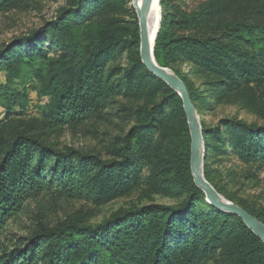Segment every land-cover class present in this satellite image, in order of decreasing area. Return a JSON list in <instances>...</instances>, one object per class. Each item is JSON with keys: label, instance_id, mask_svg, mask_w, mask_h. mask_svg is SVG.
Wrapping results in <instances>:
<instances>
[{"label": "trees", "instance_id": "obj_1", "mask_svg": "<svg viewBox=\"0 0 264 264\" xmlns=\"http://www.w3.org/2000/svg\"><path fill=\"white\" fill-rule=\"evenodd\" d=\"M158 1L166 11L154 59L184 83L195 107L208 109L212 95L216 103L239 89L264 105V21H258L264 0H233L245 8L240 19L215 22L210 34L205 26L213 27L211 18L223 20L230 5L186 14ZM130 2L67 0L54 20L0 48V233L28 203L40 207L46 198L103 206L146 188L182 200L175 207L119 210L95 226L79 218L38 223L18 247L0 254V264H264L263 242L239 217L208 204L194 185L182 100L143 66L138 26L120 17L134 20ZM22 7L28 0H0V16ZM29 89L41 99V119L15 126L28 115ZM104 111L130 124L112 143L109 161L61 152L34 133L78 125ZM201 127L204 178L218 193L211 158L231 155L264 166V124L202 121ZM198 202L207 209L195 210ZM235 205L264 225V209Z\"/></svg>", "mask_w": 264, "mask_h": 264}, {"label": "rangeland", "instance_id": "obj_2", "mask_svg": "<svg viewBox=\"0 0 264 264\" xmlns=\"http://www.w3.org/2000/svg\"><path fill=\"white\" fill-rule=\"evenodd\" d=\"M169 2L186 14H190L197 10L208 11L226 4L230 5V11L224 15L225 18L223 20H219V18L216 19L215 17L211 18L210 21H212L213 27L205 26L203 30L208 34L214 32L215 22L223 23L228 18L232 21V17L238 20L240 18L236 15L244 12L245 9L241 1L235 2L233 0H169ZM232 2H234V12H232ZM66 3L67 0H28V7L15 9L0 16V48L11 40L25 36L41 27L44 23L54 20L58 10L64 7ZM128 6L135 15L134 20L130 15L129 17L125 15L120 17L122 19L135 21L138 26V19L133 9L132 2H130ZM161 9L162 19V15L166 10L163 8ZM258 21H264V18L260 17ZM229 23L232 25V22ZM1 80L2 76L0 74V81ZM199 81L200 80L194 78L190 79L192 85H198ZM257 93L260 94V91H257ZM213 96L214 95H212V99L207 107L208 109H204L203 104H198L197 107L192 104L200 126L201 122L204 121L206 125L217 127L221 125L224 120H232L233 122H240L259 128L264 124V105L257 100L252 103L249 96L253 100L254 97L244 89L231 92L216 103H214L215 99H213ZM28 98V115L16 121L14 123L15 126H19L21 121L22 124H27L31 123L33 120L40 121L41 119L38 110L41 99L30 89L28 90ZM121 104L129 107L133 103L123 101ZM109 113L110 111H104L96 119L78 125L56 128L50 131L38 128L34 133L41 135L42 141L49 147L61 152L73 150L81 154H88L109 161L111 160L109 151L112 143L116 138H122L130 127V124L124 119L115 118ZM3 116L4 111L0 107V120L3 119ZM209 139L211 140V138ZM202 145L204 148L202 155V173L204 176V164L206 163L205 157L207 151L203 135ZM209 163L212 165L210 170L212 172L213 181L219 190V193L216 190L215 192L222 200L233 205H235V203L245 204L254 211L264 209L263 165L258 162H238L233 159L231 155L215 156L211 158ZM181 200V198L173 195H151L146 188H141L137 191L129 192L103 206H94L84 200L50 202L47 198L41 202L40 207L33 203H28L25 210L15 219L10 220L6 228L0 233V254L5 250L18 247V244H20L19 239L29 238L30 232L34 230L35 225L38 223H48L51 225L57 220L63 221L66 219L74 220L75 218H79L95 226L102 223L119 210L131 211L144 205L175 207ZM205 207L206 204L204 202H198L195 204L194 208L198 211ZM199 221H201V219H199ZM26 243L27 242H24L23 245L25 246ZM23 245L21 246L23 247Z\"/></svg>", "mask_w": 264, "mask_h": 264}, {"label": "water", "instance_id": "obj_3", "mask_svg": "<svg viewBox=\"0 0 264 264\" xmlns=\"http://www.w3.org/2000/svg\"><path fill=\"white\" fill-rule=\"evenodd\" d=\"M153 0H133L132 6L138 19L139 28V54L143 66L155 77L166 83L182 100V108L186 117L190 135V157L189 168L194 185L201 190L205 196V201L214 208L236 215L247 226V228L264 244V225L247 213L242 208L222 200L215 192L213 187L205 180L202 170V155L204 148L202 145L201 126L198 122L194 107L190 101L187 89L184 83L174 75L170 70L160 67L154 59L155 40L160 28L158 23L157 33L153 43L150 46L147 39V31L145 25V12ZM158 1V0H157ZM141 2V3H140ZM161 16H159V22Z\"/></svg>", "mask_w": 264, "mask_h": 264}, {"label": "bare ground", "instance_id": "obj_4", "mask_svg": "<svg viewBox=\"0 0 264 264\" xmlns=\"http://www.w3.org/2000/svg\"><path fill=\"white\" fill-rule=\"evenodd\" d=\"M141 3V2H140ZM159 1L153 0L145 12V25L147 31L148 44L151 46L154 40V37L157 33L159 16L161 13L159 7ZM200 166L203 165V162H200Z\"/></svg>", "mask_w": 264, "mask_h": 264}]
</instances>
